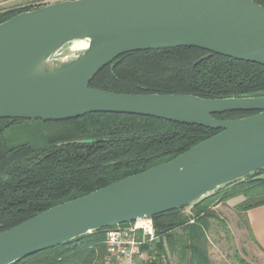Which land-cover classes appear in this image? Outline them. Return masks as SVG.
<instances>
[{"label":"water","instance_id":"95a60500","mask_svg":"<svg viewBox=\"0 0 264 264\" xmlns=\"http://www.w3.org/2000/svg\"><path fill=\"white\" fill-rule=\"evenodd\" d=\"M79 41L85 50L72 52ZM198 48L264 66V7L251 0H65L0 24V119L147 116L221 131L177 158L55 206L0 234V264L193 206L264 169V97L113 94L90 88L127 53ZM227 112H258L221 120Z\"/></svg>","mask_w":264,"mask_h":264},{"label":"trees","instance_id":"16d2710c","mask_svg":"<svg viewBox=\"0 0 264 264\" xmlns=\"http://www.w3.org/2000/svg\"><path fill=\"white\" fill-rule=\"evenodd\" d=\"M251 1L264 7V0ZM43 6L1 13L0 24ZM207 55L188 47L127 53L103 69L90 88L204 99L264 97L263 65L213 54L194 66ZM256 114L227 112L214 117L238 120ZM220 132L128 114L95 113L57 122L0 119V234L55 206L169 162ZM40 139L43 144L35 145ZM239 196L245 201L236 212L252 236L246 213L264 206V169L196 205L153 217L156 248L166 255L165 241L180 229L189 264H211L208 232L212 221L223 223L214 208ZM107 231L97 230L15 264H108Z\"/></svg>","mask_w":264,"mask_h":264},{"label":"rangeland","instance_id":"374dc122","mask_svg":"<svg viewBox=\"0 0 264 264\" xmlns=\"http://www.w3.org/2000/svg\"><path fill=\"white\" fill-rule=\"evenodd\" d=\"M65 0H16L0 7V14L23 7H37ZM12 132L9 133L11 135ZM42 145L43 140L34 142ZM188 212V211H187ZM223 220L212 221L208 232L207 251L211 264H264V255L252 245L251 236L237 212L226 211ZM189 255V253H188Z\"/></svg>","mask_w":264,"mask_h":264},{"label":"built area","instance_id":"2783aa9c","mask_svg":"<svg viewBox=\"0 0 264 264\" xmlns=\"http://www.w3.org/2000/svg\"><path fill=\"white\" fill-rule=\"evenodd\" d=\"M158 242L152 218L109 228L105 241L107 263L166 264L168 257L156 248Z\"/></svg>","mask_w":264,"mask_h":264},{"label":"crops","instance_id":"0c3cea01","mask_svg":"<svg viewBox=\"0 0 264 264\" xmlns=\"http://www.w3.org/2000/svg\"><path fill=\"white\" fill-rule=\"evenodd\" d=\"M14 1L16 0H0V7L4 5H13L9 3ZM244 201L245 198L243 196H239L230 199L224 204L218 205L214 209L219 214V216H221V214L227 216L226 211L236 212V207ZM246 216L252 232L251 236L250 232L248 231L251 236L252 245L257 249V251L264 255V206L248 211ZM172 235L171 241H165L164 244L167 250L166 256L168 257L166 264H189V255L184 249V245L186 243L184 232L179 229ZM169 244H171V247H174V252L170 251Z\"/></svg>","mask_w":264,"mask_h":264},{"label":"bare ground","instance_id":"6f19581e","mask_svg":"<svg viewBox=\"0 0 264 264\" xmlns=\"http://www.w3.org/2000/svg\"><path fill=\"white\" fill-rule=\"evenodd\" d=\"M87 48V43L84 41L75 42L71 47L70 50L72 52L85 50Z\"/></svg>","mask_w":264,"mask_h":264}]
</instances>
